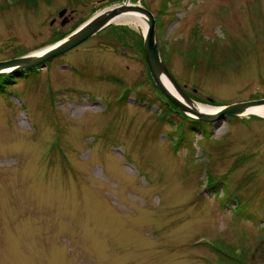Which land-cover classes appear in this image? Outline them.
<instances>
[{
	"label": "rangeland",
	"instance_id": "1",
	"mask_svg": "<svg viewBox=\"0 0 264 264\" xmlns=\"http://www.w3.org/2000/svg\"><path fill=\"white\" fill-rule=\"evenodd\" d=\"M129 1L194 100L264 98V0ZM129 1L0 0V61ZM143 43L114 22L0 88V264H264V118L189 130Z\"/></svg>",
	"mask_w": 264,
	"mask_h": 264
},
{
	"label": "water",
	"instance_id": "2",
	"mask_svg": "<svg viewBox=\"0 0 264 264\" xmlns=\"http://www.w3.org/2000/svg\"><path fill=\"white\" fill-rule=\"evenodd\" d=\"M128 11L140 12L146 17L147 28L144 30L143 46L151 75L156 85L164 93V95L184 113L193 118L206 122H213L215 125H217L219 122L228 119L230 116L249 115L247 113L251 107L264 104V98H261L256 100L235 102L223 106H212L217 108L215 112H188V107L184 104V102L175 97L163 83L162 78L165 77L186 101L196 102V100L190 97L178 84L165 63L156 38L155 15L143 5L139 3L133 4L130 1L125 4L105 8L97 12L83 24L77 27L74 31L57 42L51 44L49 48L40 53L35 51L17 58L0 61V74L25 72L27 69L37 66L45 67L49 60L88 40L106 28L108 25L114 23L117 16ZM66 12L67 8H63L59 11V16L62 17ZM67 21V18L63 20L62 25H64ZM52 22H54V20H52ZM253 115L264 118V115Z\"/></svg>",
	"mask_w": 264,
	"mask_h": 264
},
{
	"label": "bare ground",
	"instance_id": "3",
	"mask_svg": "<svg viewBox=\"0 0 264 264\" xmlns=\"http://www.w3.org/2000/svg\"><path fill=\"white\" fill-rule=\"evenodd\" d=\"M115 22L135 23V24L142 25L144 30H146V28H147L146 17L140 12H132V11L124 12L115 18ZM50 46L51 45L44 47L40 50H37L36 52L40 53V52L46 50L47 48H49ZM162 80H163V83L165 84V86L169 89V91L175 97H177L179 100L184 102V104L188 107V112L192 113L193 111H199V112H215L216 111V109H217L216 107H212L210 105L201 103L199 101H196V102L186 101L176 91V89L168 82V80L165 77H163ZM247 114H249V115H251V114L264 115V104L251 107Z\"/></svg>",
	"mask_w": 264,
	"mask_h": 264
},
{
	"label": "trees",
	"instance_id": "4",
	"mask_svg": "<svg viewBox=\"0 0 264 264\" xmlns=\"http://www.w3.org/2000/svg\"><path fill=\"white\" fill-rule=\"evenodd\" d=\"M17 73H20V72H17ZM15 75H20V74H0V88L4 89L7 83L10 82ZM169 104H172V103L169 102ZM172 106L176 112L185 116V119L188 122L187 128H189V130H191V128H195V129L204 128L208 124L207 122L203 120L193 118L191 116H188L187 114L185 115L182 111L178 110L175 105H172Z\"/></svg>",
	"mask_w": 264,
	"mask_h": 264
}]
</instances>
